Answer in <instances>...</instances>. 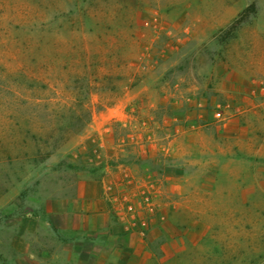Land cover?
I'll list each match as a JSON object with an SVG mask.
<instances>
[{"label": "rangeland", "instance_id": "obj_1", "mask_svg": "<svg viewBox=\"0 0 264 264\" xmlns=\"http://www.w3.org/2000/svg\"><path fill=\"white\" fill-rule=\"evenodd\" d=\"M264 264V0H0V264Z\"/></svg>", "mask_w": 264, "mask_h": 264}, {"label": "crops", "instance_id": "obj_2", "mask_svg": "<svg viewBox=\"0 0 264 264\" xmlns=\"http://www.w3.org/2000/svg\"><path fill=\"white\" fill-rule=\"evenodd\" d=\"M39 264V263H38Z\"/></svg>", "mask_w": 264, "mask_h": 264}]
</instances>
